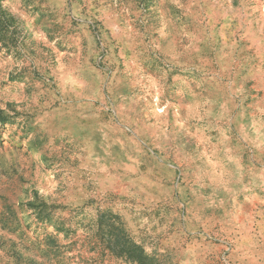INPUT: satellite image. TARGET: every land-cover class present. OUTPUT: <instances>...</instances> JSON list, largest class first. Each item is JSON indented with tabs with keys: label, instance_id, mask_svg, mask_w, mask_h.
Instances as JSON below:
<instances>
[{
	"label": "rangeland",
	"instance_id": "1",
	"mask_svg": "<svg viewBox=\"0 0 264 264\" xmlns=\"http://www.w3.org/2000/svg\"><path fill=\"white\" fill-rule=\"evenodd\" d=\"M230 3L264 7L0 0V264H264V49Z\"/></svg>",
	"mask_w": 264,
	"mask_h": 264
},
{
	"label": "crops",
	"instance_id": "2",
	"mask_svg": "<svg viewBox=\"0 0 264 264\" xmlns=\"http://www.w3.org/2000/svg\"><path fill=\"white\" fill-rule=\"evenodd\" d=\"M230 6V8L226 7V14L220 11L218 15L220 18H217L226 21L224 25L229 36L238 40L239 36L243 34L249 41L252 52L264 49V7L235 8L232 3Z\"/></svg>",
	"mask_w": 264,
	"mask_h": 264
}]
</instances>
